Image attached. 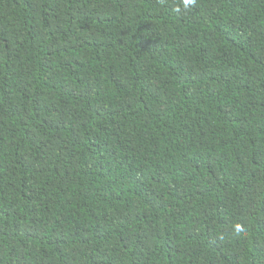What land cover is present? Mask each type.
I'll use <instances>...</instances> for the list:
<instances>
[{
  "label": "trees",
  "instance_id": "1",
  "mask_svg": "<svg viewBox=\"0 0 264 264\" xmlns=\"http://www.w3.org/2000/svg\"><path fill=\"white\" fill-rule=\"evenodd\" d=\"M179 4L0 0V264H264V0Z\"/></svg>",
  "mask_w": 264,
  "mask_h": 264
},
{
  "label": "clouds",
  "instance_id": "2",
  "mask_svg": "<svg viewBox=\"0 0 264 264\" xmlns=\"http://www.w3.org/2000/svg\"><path fill=\"white\" fill-rule=\"evenodd\" d=\"M196 3H197V0H180V4L178 7L175 8V11L176 12L188 11L193 6H195ZM235 227L238 232L242 231L241 225L237 224Z\"/></svg>",
  "mask_w": 264,
  "mask_h": 264
}]
</instances>
